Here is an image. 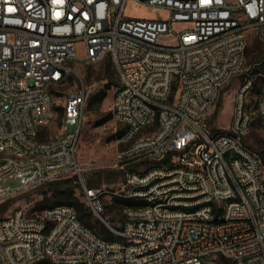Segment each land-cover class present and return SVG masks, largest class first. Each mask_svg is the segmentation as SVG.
I'll return each mask as SVG.
<instances>
[{
	"label": "built area",
	"instance_id": "1",
	"mask_svg": "<svg viewBox=\"0 0 264 264\" xmlns=\"http://www.w3.org/2000/svg\"><path fill=\"white\" fill-rule=\"evenodd\" d=\"M131 1L168 16H129ZM252 34L264 43V0H0V204L75 175L100 217L105 197L143 202L122 205L113 238L73 205L16 208L0 216V264H264V165L246 142L253 79L228 131L204 122ZM106 56L120 80L113 113L126 126L116 189L81 177L84 86L67 95L61 132L46 136L77 63ZM257 110L264 126V86Z\"/></svg>",
	"mask_w": 264,
	"mask_h": 264
},
{
	"label": "rangeland",
	"instance_id": "2",
	"mask_svg": "<svg viewBox=\"0 0 264 264\" xmlns=\"http://www.w3.org/2000/svg\"><path fill=\"white\" fill-rule=\"evenodd\" d=\"M126 14L137 18L160 19L168 16V11L161 8L142 6L131 1L126 9ZM176 28L183 26L177 23ZM80 47V46H79ZM79 53L83 50L79 48ZM78 74H74L71 80L61 86L54 97L57 108L55 121L46 129V136L55 137L61 132L63 122V107L67 95L80 87L87 90L86 110L84 117V127L79 143V157L85 163L81 177L87 186H102L109 189L119 188L124 179V172L116 165L118 152L127 144L118 142V135L126 127L124 123L117 120L113 113V94L120 80L115 66L109 56L94 63L79 61L77 63ZM264 43L255 34L251 35L248 50L245 55L243 66L229 82L219 91L215 106L204 122L213 132L228 131L233 119L234 107L237 103L240 88L249 80L253 79L254 85L246 92L247 110L252 113V127L246 136L248 145L258 153H264V126L262 125L257 107L260 92L257 86H264ZM108 82L111 87L108 88ZM106 91V96L99 100L95 96ZM112 114V118L102 124H98L107 115ZM155 126L145 130L149 133ZM264 165V162H263ZM140 170L143 168H139ZM73 185L75 195L80 202L91 206L85 197L80 176L75 175ZM61 180V179H60ZM6 184L16 185V181L10 180ZM49 183L33 187L23 193L0 204V216H7L16 208H23L28 215L42 210L44 204H51L57 198L51 197L48 191V199H45L44 192L48 190ZM106 210L100 217L93 211V218L90 224H97V220L102 221L113 234L112 227L117 228L123 222L122 204L117 198L105 197ZM105 220V221H104ZM98 233L108 236L99 228L92 227Z\"/></svg>",
	"mask_w": 264,
	"mask_h": 264
},
{
	"label": "trees",
	"instance_id": "3",
	"mask_svg": "<svg viewBox=\"0 0 264 264\" xmlns=\"http://www.w3.org/2000/svg\"><path fill=\"white\" fill-rule=\"evenodd\" d=\"M248 50V48H247ZM264 80V78H263ZM254 85V82H253ZM107 87L110 88L111 84L108 82ZM257 90L261 93L262 88H260L259 86H257ZM106 96V91H103L102 93L98 94L97 96H95V99H103ZM58 108V107H57ZM112 114L107 115L105 118H103V120L99 121L98 124H102L108 120H110L112 118ZM125 129L123 131H121L118 135V138L121 137L123 135V133L125 132ZM262 161L264 162V153L260 152L259 153ZM73 178L72 177H66V178H62L60 179H55V180H51L47 183H45L46 185L49 183V188L48 190H46L44 192L45 195V199H48V191H51V197L57 198L56 201H54L51 204H44L42 206L43 208L49 207V206H56V205H63V204H69V205H73L77 212L78 215L80 217V219L82 220V222L89 226V227H96L99 228L100 230H102L103 232L107 233L108 237L113 238V234H111V232L109 231V229L105 226V224L100 221L97 220V224L92 225L90 224V221L93 218V210L91 208V206H87L85 203L80 202L78 197L75 195V186L73 185ZM117 200L123 205H137V204H141L143 202L141 201H136V200H132V199H123V198H119L116 197Z\"/></svg>",
	"mask_w": 264,
	"mask_h": 264
}]
</instances>
